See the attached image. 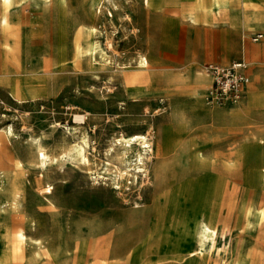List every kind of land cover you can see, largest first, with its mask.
I'll use <instances>...</instances> for the list:
<instances>
[{"label":"rangeland","instance_id":"rangeland-1","mask_svg":"<svg viewBox=\"0 0 264 264\" xmlns=\"http://www.w3.org/2000/svg\"><path fill=\"white\" fill-rule=\"evenodd\" d=\"M131 1L0 0V264H264V105L251 102L264 39L250 42L264 0H204L199 25L190 1L169 14ZM240 60L246 97L209 104L201 68ZM134 135L149 145L141 162L138 141L124 150ZM191 142L215 165L203 209L183 185L202 177Z\"/></svg>","mask_w":264,"mask_h":264},{"label":"bare ground","instance_id":"bare-ground-1","mask_svg":"<svg viewBox=\"0 0 264 264\" xmlns=\"http://www.w3.org/2000/svg\"><path fill=\"white\" fill-rule=\"evenodd\" d=\"M137 0H132L131 2H135ZM192 2L194 3V13L189 16L192 23L194 25H199L203 22L202 17L200 15V13H202L205 9V4H204V0H143L144 2V7H145V11L147 12V14L150 13V11H157L160 14H169V13H175L176 10L182 6L183 3L186 2ZM110 6L115 7L113 3H109ZM123 4V9L126 8V6H124ZM131 5H129L130 7ZM132 10H134V7L131 6L130 7ZM119 11H115L116 14H118ZM141 9L138 6L137 7V18L140 17V13ZM260 13H262L263 11H259ZM101 15L105 16V13L100 11L99 12ZM179 14V13H177ZM263 15V14H262ZM108 17L113 18V14L111 13L110 10H108ZM180 18V17H179ZM110 19V18H109ZM111 23V22H110ZM126 25H130V26H139L140 25V21L137 20H133V18L131 16H127L126 20H124L123 22ZM149 28V27H148ZM147 28V29H148ZM95 31V30H94ZM245 56L247 57H251L254 53V49L252 48H245L243 49ZM81 55V50L79 48V37L76 38V44H75V58L79 59ZM253 58V57H252ZM256 58V57H255ZM150 67V61L148 60V58L146 56H140L137 60V82L140 81L139 80V76H140V72L141 71H147ZM132 81V79H129L126 82L127 84H130V82ZM251 102L255 105L258 106H263L264 105V97H256V96H251ZM78 119H81L82 117H77ZM6 132H8L10 134V128H8V130H6ZM6 135L5 133L3 135L0 136V162L2 160V144H3V139H1V137L5 138ZM138 141V143L141 145L142 148V152H137L135 155L137 156L136 160L138 162L142 161V157L144 156L145 152L147 151V148L149 147L148 143H147V139L145 136L142 135H134L131 136L127 139L123 138L122 142H123V146L125 147L124 150H128L131 145ZM79 155L81 156L82 160L84 162H88V160L85 157L84 154V148L82 146L79 147L78 150ZM189 153H190V165L191 168L194 170V172L196 174H200L202 175V177L200 179H198L195 182H188L185 183L183 185H186V188L189 190V192L192 195V198L195 199L196 201V207L203 209V207L207 204V201L209 199V196L211 194L212 191V186H213V179L211 177L210 172L211 170L214 169L215 165L212 164V161H207L204 158V153L205 151L203 150V148H200L197 146V144H195L194 142H191L190 147H189ZM40 157L44 160V162H47L49 160L48 156H46L44 153L39 152L38 153V157ZM141 171V169H137V172ZM256 171H258V175L260 176V178L264 179V166L263 164L257 165L256 166ZM209 173V174H208ZM41 176V175H40ZM212 181V182H211ZM41 193L40 195H46V194H50L51 193V187L49 185H45L42 189H41ZM204 230L205 231H209V227L208 224H203ZM23 235H22V230L20 227H17L13 232H12V237H11V258L12 260L16 258L17 254L19 253L20 249H21V245L23 243ZM23 252V251H22Z\"/></svg>","mask_w":264,"mask_h":264},{"label":"built area","instance_id":"built-area-1","mask_svg":"<svg viewBox=\"0 0 264 264\" xmlns=\"http://www.w3.org/2000/svg\"><path fill=\"white\" fill-rule=\"evenodd\" d=\"M263 34L256 33L252 40L258 41ZM247 65L243 62H233L226 66L206 64L201 72L211 80L206 101L213 105H235L244 97L249 84L246 74Z\"/></svg>","mask_w":264,"mask_h":264},{"label":"crops","instance_id":"crops-1","mask_svg":"<svg viewBox=\"0 0 264 264\" xmlns=\"http://www.w3.org/2000/svg\"><path fill=\"white\" fill-rule=\"evenodd\" d=\"M256 33H261V34H263V37L260 39V40H258V41H253L252 40V37L254 36V34H256ZM264 39V32H261V31H259V32H254V33H252L251 35H250V42L251 43H253V44H257V43H259V42H261L262 40ZM245 48H252V49H254V47L253 46H245L244 47V49ZM254 51H255V49H254ZM254 54V53H253ZM245 55V54H244ZM253 56V55H252ZM251 56V57H252ZM245 57H247V56H245ZM247 58H250V57H247ZM233 62H243V63H245L243 60H240V61H232V62H227V64L228 63H233ZM224 63H221V65H223ZM246 64V63H245ZM246 74L249 76V84L251 83V75H250V72H249V70H248V67H247V70H246ZM201 75L206 79V82L207 83H209V82H211V80L207 77V76H205L203 73H201ZM248 84V86H247V88H246V91H245V95H244V97H243V99L246 97V95H247V93L249 92V89H250V85Z\"/></svg>","mask_w":264,"mask_h":264}]
</instances>
